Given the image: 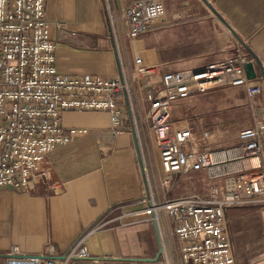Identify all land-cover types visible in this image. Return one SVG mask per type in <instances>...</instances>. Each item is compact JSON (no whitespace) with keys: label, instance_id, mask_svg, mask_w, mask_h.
Masks as SVG:
<instances>
[{"label":"crops","instance_id":"0c3cea01","mask_svg":"<svg viewBox=\"0 0 264 264\" xmlns=\"http://www.w3.org/2000/svg\"><path fill=\"white\" fill-rule=\"evenodd\" d=\"M133 0H45L49 38L57 72L64 76L119 77L127 90L118 94L120 130L112 133L101 111H67L62 124L87 132L47 156L56 189L38 186L29 193L0 188V264L10 258L67 251L86 231L110 222L87 237L88 257L69 264H155L160 239L169 264H183L174 222L161 213L157 226L141 215L137 200L151 188L163 198L205 192L203 172H183L165 193L158 155L143 116L147 96L165 73L198 69L239 54L252 59L262 92L248 98L244 87L218 88L176 101L170 120L213 128V148L237 141V132L264 120V0H156L163 14L136 38L125 35L122 16ZM146 50L155 74H133V57ZM235 264H264V205L225 212ZM11 247L18 248L16 256ZM12 264V263H11Z\"/></svg>","mask_w":264,"mask_h":264},{"label":"built area","instance_id":"2783aa9c","mask_svg":"<svg viewBox=\"0 0 264 264\" xmlns=\"http://www.w3.org/2000/svg\"><path fill=\"white\" fill-rule=\"evenodd\" d=\"M163 14L156 0H133L123 13L125 35H144L153 20ZM247 55L213 62L161 76L155 94L147 96L144 122L151 132L161 177L158 188L165 193L183 172H203L208 180L204 193L194 197L159 198L149 188L137 200L140 213L159 229L161 213L174 226L183 264H235L225 212L239 206L264 205V120L252 114V124L237 132V141L225 148L210 145L213 128L192 123L182 127L170 120L174 102L218 88L244 87L248 98L262 92L261 80L247 79ZM135 78L155 74L146 50L133 57ZM127 90L119 77L64 76L57 72L55 45L49 38L45 0H0V188L29 193L38 186L56 189L48 154L56 147L85 134L66 129L67 111H101L109 116L110 130L118 133L122 111L118 94ZM110 221H102L65 252L54 255L50 247L43 256L10 258L9 264H69L88 257L86 239ZM18 254L11 247L10 255ZM155 264H169L160 239Z\"/></svg>","mask_w":264,"mask_h":264},{"label":"water","instance_id":"95a60500","mask_svg":"<svg viewBox=\"0 0 264 264\" xmlns=\"http://www.w3.org/2000/svg\"><path fill=\"white\" fill-rule=\"evenodd\" d=\"M244 70H245V75H246L247 79L251 80V79H254L256 77L252 63H246L244 65Z\"/></svg>","mask_w":264,"mask_h":264}]
</instances>
